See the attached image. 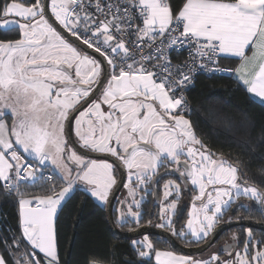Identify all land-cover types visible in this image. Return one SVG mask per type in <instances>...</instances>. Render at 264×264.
<instances>
[{"label":"snow or ice","instance_id":"1","mask_svg":"<svg viewBox=\"0 0 264 264\" xmlns=\"http://www.w3.org/2000/svg\"><path fill=\"white\" fill-rule=\"evenodd\" d=\"M46 8L63 29L100 53L104 63L70 43L49 22ZM13 30L17 39L0 40V181L8 194L16 189L21 227L13 245L5 241L13 264H59L55 217L73 185L83 182L92 197L106 202L117 184L112 163L70 147L65 125L73 115L80 147L109 154L127 170L124 187L137 209L132 211L129 204L127 215L137 223L141 212L136 192L154 181L161 168L164 175L175 171L185 187L196 189L186 225L176 231L172 216L181 183L169 179L163 185L158 227L167 226L181 239L190 235L197 243L206 240L240 196L264 209V191L246 181L241 184L238 167L202 144L183 115V97L174 95L191 81L198 61L200 68H208L223 55L240 63L234 70H209L234 72L264 103V0H185L177 13L168 0H5L0 31ZM184 47L190 50L189 61L174 67L168 53ZM95 92L99 95L88 103ZM28 156L40 166L50 161L65 186L57 191L53 184L43 194L21 191V182L35 186L50 178ZM173 195L176 199L169 203ZM118 220L126 222L125 214ZM246 233L234 258L229 252L223 261L216 254L196 260L155 250L156 264H264V241L254 240L250 230ZM232 241L225 251L239 248L237 234ZM133 243L147 250L138 252L141 257L154 250L147 235ZM0 264H7L2 255Z\"/></svg>","mask_w":264,"mask_h":264},{"label":"trees","instance_id":"2","mask_svg":"<svg viewBox=\"0 0 264 264\" xmlns=\"http://www.w3.org/2000/svg\"><path fill=\"white\" fill-rule=\"evenodd\" d=\"M30 2L35 3V0ZM168 2L176 13L184 0ZM4 3L5 0H0V8ZM17 38L15 30L0 31V40ZM186 94L190 112H183V115L190 121L196 137L210 152L222 155L236 165L243 180L264 191V103L253 98L232 76L198 74ZM27 158L33 161L31 156ZM49 167L45 166L46 169ZM50 171L54 175L52 180L40 179L35 186L22 184L20 190L28 194H43V190L53 184L57 190L60 189L63 185L61 176ZM18 199L16 189L8 194L0 181V255L7 264H13V258L5 241L7 245H13L12 238L21 236ZM150 201L144 200L142 207L153 209ZM112 212L116 225L122 228L124 222L117 219L114 203ZM55 234L59 264H90L92 260L103 264H154V250L141 257L138 252L142 248L134 245L135 238L113 236L105 204L98 203L77 186L57 210ZM24 247L22 242L21 250ZM157 247L173 249L168 241L154 245V249Z\"/></svg>","mask_w":264,"mask_h":264},{"label":"flooded vegetation","instance_id":"3","mask_svg":"<svg viewBox=\"0 0 264 264\" xmlns=\"http://www.w3.org/2000/svg\"><path fill=\"white\" fill-rule=\"evenodd\" d=\"M165 169L162 168L160 170V175L157 176L154 181L150 182L146 186L149 187V189L145 187H141L139 190V194H136V196L141 195V201H140V209L139 211L141 212V217L139 219V222L137 223L136 218H126V222H124V226L121 225L122 230H130L133 228H136L138 226H143V225H149L153 226L158 229H162L165 232L169 233L171 236H173L180 244L184 246H189L193 244H199L204 240H201L199 243L194 241L190 235L185 238L181 239L178 236H175L172 234V231L166 226V227H158V225L161 223L160 220V211H159V201L163 200V185L165 181L171 179L175 180L178 183H181L182 191L179 194V202L181 199V196L184 194H190L194 192L195 190L187 185L186 187L184 186L183 182H181L178 178V174L175 173H169L168 175H164ZM173 174V175H170ZM239 181L241 183H244L245 180L242 178H239ZM248 183V182H247ZM249 184V183H248ZM149 197V198H148ZM150 199L151 201V207L153 209H148L145 207H142V203L144 200ZM172 199H176V196L173 195L171 198H169V203L171 202ZM178 202V203H179ZM116 203V199L114 200V204ZM241 205H244L243 207ZM187 204H183L179 210H175L174 216L172 217V227L176 229V231H180L185 225V219L187 215ZM136 208V207H135ZM238 220H249L253 222H260L264 224V209H261V207L258 205L257 202L252 201L250 198H246L244 196H240L238 201L236 203H233L223 214V217L221 220L217 223H223V222H233V221H238ZM116 222H118L116 220ZM121 222V221H120ZM150 222V223H149ZM119 224V222H118ZM186 230V229H185ZM246 230H250L253 233V239L257 241H264V229L254 227V226H249L246 225L245 223L243 224H232V225H225L222 226L219 229V235L216 238V240L211 244L215 246L216 253L219 255L221 261L225 258V256L229 255V252H232V254L235 253L236 250H240L243 248V241L246 236ZM235 233L237 234L238 237V242H239V248L238 249H233L229 248L228 251L224 250V245L227 243L231 245L233 243L232 241V234ZM147 235L153 245H160L162 242L168 241L167 237L162 234H152V233H146L143 235H140L141 239ZM138 237H133V238H138ZM131 238V239H133ZM135 241H139L136 239ZM161 248V247H157ZM156 249V248H155ZM154 249V250H155ZM143 250V249H142ZM253 250V249H252ZM251 250V251H252ZM203 253V252H202ZM201 253V254H202ZM199 254V255H201ZM206 258V256H204ZM208 258V257H207Z\"/></svg>","mask_w":264,"mask_h":264},{"label":"water","instance_id":"4","mask_svg":"<svg viewBox=\"0 0 264 264\" xmlns=\"http://www.w3.org/2000/svg\"><path fill=\"white\" fill-rule=\"evenodd\" d=\"M46 3H49V0H46ZM45 14H46V17L49 19V22L52 23L53 26L56 27L57 30L60 31L62 33V35H64V37L68 41H70L71 43H73L74 45H76L78 47L85 49L89 55L95 57L101 63H104V57L101 56L100 53H97L94 49H88L86 45H83L81 41L77 40L76 37H73L69 32H67L65 29H63L58 24V22L55 21V18L52 16L50 9L46 8ZM98 93L99 92L93 93V95L89 99L88 103H90L91 100H93L98 95ZM86 106H87V104H84L80 108V110ZM74 117H75V115H73L70 118V120L68 122H66V125H65V137H66L67 141L69 142V144L71 145V147L80 154H83V155H86L89 157L103 158V159L109 160L117 168V172H118L117 178H116L117 184L113 186V189L111 190V192L109 194V198L105 203V210H106V214H107L108 226H109L110 231H111L113 236H115L117 238H133V237H138V236L146 234V233L162 234V235H165L167 237V240H168L170 246L175 251L183 253V254H187L190 256H193V255L196 256V255L201 254L202 252H204L206 249H208L211 246V244L218 237V235L220 233L219 229L222 226L245 223L246 225H249V226H254V227L264 229L263 223L253 222V221H249V220H238V221H233V222H223V223L217 224L215 226L214 231L209 235V237L206 240L202 241L199 244H193V245H189V246H184V245L180 244L173 236H171L169 233L165 232L164 230L158 229V228H155V227L149 226V225L138 226V227L130 229V230H122L121 228H119L116 225V223L114 221L112 208H113V203H114V200L116 198V195L118 194V192H119V190L122 187V184L124 182L125 170L121 166L120 162L115 157H112L111 155L104 154V153L88 152L87 150L82 149L80 147V145L74 139L73 133H72V125H73ZM168 172L176 173L175 171H172L171 169H168Z\"/></svg>","mask_w":264,"mask_h":264},{"label":"rangeland","instance_id":"5","mask_svg":"<svg viewBox=\"0 0 264 264\" xmlns=\"http://www.w3.org/2000/svg\"><path fill=\"white\" fill-rule=\"evenodd\" d=\"M51 2V0H49V3ZM70 42V41H69ZM71 43V42H70ZM73 44V43H72ZM76 46V45H75ZM98 95H99V93H98ZM94 99H96V97L94 98ZM91 103V102H90ZM87 107V106H86ZM86 107H84V108H86ZM106 107V106H105ZM83 108V109H84ZM83 109H81V111L83 110ZM107 110V109H106ZM177 114H180V113H177ZM76 115H78V113L76 114ZM185 117V116H184ZM185 119H187L186 117H185ZM188 120V119H187ZM74 121H75V117H74V120H73V125H72V133H73V137H74V139L76 140V142H77V138H76V136H75V133H74ZM66 138V137H65ZM67 140V139H66ZM69 143V142H68ZM79 144V143H78ZM70 145V144H69ZM70 147H71V145H70ZM72 148V147H71ZM73 149V148H72ZM77 152V151H76ZM78 153V152H77ZM79 155H83V154H80V153H78ZM84 156H86V155H84ZM87 158H91V159H99V160H106V159H103V158H95V157H89V156H86ZM30 160V159H29ZM109 163H112V162H110L109 160H107ZM113 164V163H112ZM46 165H49L50 167H49V170H52V171H56L60 176L62 175L60 172H59V170L58 169H56L55 168V166L49 161V162H47L46 163ZM114 165V164H113ZM114 167L116 168V166L114 165ZM116 170H117V168H116ZM125 170V178H124V182H123V184H122V187L120 188V190H119V192H118V194L116 195V203H115V209H116V217H117V219H118V217H120V215H121V213H123V214H125V218H132V219H134V217H131V216H128L127 215V213H128V210H129V204H132V211H137V209L135 208V205L133 204V198L129 195V189H126L125 187H124V185H125V183H128V175H127V170L126 169H124ZM117 171H116V175H117ZM73 174H75V168L73 167ZM238 176H239V174H238ZM53 177H54V175L52 174V176H51V178H49V179H44V180H52L53 179ZM239 178H241L240 176H239ZM240 182V181H239ZM2 183H3V181H2ZM241 183V182H240ZM22 184H26V183H24V182H21V184L20 185H22ZM241 184H243V183H241ZM190 187H192L195 191L194 192H192L191 194H190V196L188 195V194H184V195H182L181 196V199H180V202L178 203V207H177V209L176 210H179L180 208H181V206L183 205V204H187L188 206H187V215H186V219H185V223H184V225H186V222H187V219H188V212H189V210L191 209V205H192V198H193V196L196 194V189L194 188V186H192L191 184H188ZM249 185H251V184H249ZM62 186H65L64 185V182H63V185ZM80 187V188H82V189H84L85 191H86V185L83 183V182H80V181H77L74 185H73V188H72V190L74 189V187ZM133 187L135 186V181L133 180V185H132ZM141 187H145V188H147V189H149V187L148 186H146V185H144V186H141ZM141 189V188H140ZM140 189H138L137 190V192H136V194H139L140 192H139V190ZM71 190V191H72ZM57 191H59V189L57 190ZM163 191H164V189H163ZM86 192H88V191H86ZM111 192V191H110ZM71 193V192H70ZM89 194H90V192H88ZM141 195H138V196H135V199L136 200H138V201H141ZM94 199H96V198H94ZM97 200V199H96ZM64 201V200H63ZM62 201V202H63ZM97 201H99V200H97ZM100 202V201H99ZM123 202V203H122ZM160 203H161V201H159ZM101 204H105L106 202H100ZM160 203H159V205H160ZM58 208H59V206H58ZM159 209H160V206H159ZM58 210V209H57ZM18 211H19V204H18ZM173 216H174V214H173ZM172 216V217H173ZM127 220V219H126ZM120 221V220H119ZM20 229H21V227H20ZM135 239H138L139 241H141L142 239L140 238V237H138V238H135ZM143 251H147L146 249H143ZM214 251H216V249H215V246L214 245H212V246H210L208 249H206L201 255L204 257V256H206V257H210L212 254H216V253H214ZM252 251H255V249H253ZM233 252V251H232ZM231 252V253H232ZM217 255V254H216ZM219 256V255H218ZM235 257V253L234 254H232V258H234ZM230 257H229V255H227V256H225V258L223 259V260H225V259H229ZM222 260V261H223Z\"/></svg>","mask_w":264,"mask_h":264},{"label":"built area","instance_id":"6","mask_svg":"<svg viewBox=\"0 0 264 264\" xmlns=\"http://www.w3.org/2000/svg\"><path fill=\"white\" fill-rule=\"evenodd\" d=\"M105 2H107V0H105ZM112 2H115V0H112ZM93 3H95V0H93ZM89 11L95 12V9L94 8H90ZM189 51L190 50L187 47H184L183 49L177 48V49L170 50L168 55L170 56L171 64L175 67V66L183 65L186 62H188L189 61ZM219 57L215 58L217 60V63L215 65H209L208 68H200L198 66L199 65V61H198L197 62V66L195 68V71L192 72L191 81L189 83H187L186 85H184L183 87L179 88V90H177L174 93V95L176 97H181V96L183 97V100H184V110H183V112H190V102L188 100L186 92H187V89L193 85L196 75H198V74L217 75V76H231L232 75V71H210L209 70L210 68H213V67L219 68V69H222V70H232L231 67L222 65L219 62ZM153 63H155V61H153ZM188 70L189 69H185V71H188ZM29 162L33 163L37 168H41L42 167V170H43V173H44V177H46V178L50 177L51 178L52 173H51V171L49 169L45 168L46 164L43 165V166H40L38 164V162L34 163V162L30 161V160H29ZM2 184L5 187V189L7 190L6 185H4V183H2Z\"/></svg>","mask_w":264,"mask_h":264},{"label":"crops","instance_id":"7","mask_svg":"<svg viewBox=\"0 0 264 264\" xmlns=\"http://www.w3.org/2000/svg\"><path fill=\"white\" fill-rule=\"evenodd\" d=\"M184 2H185V0H184ZM183 2V3H184ZM183 3H182V5H183ZM182 5L180 6V8L182 7ZM180 8L178 9V11L180 10ZM177 11V12H178ZM176 12V13H177ZM248 54L249 55H251V49H249V52H248ZM219 62L222 64V65H225V66H228V67H231L232 68V70H234L235 68H236V66L240 63V61L238 60V59H236V58H231V57H226V56H223V55H221L220 57H219ZM234 79H236V81H238L245 89H246V86H244L243 84H242V82H240L239 81V79L237 78V76L234 74V72H232V75H231ZM246 91H247V89H246ZM248 92V91H247ZM249 93V92H248ZM250 94V93H249ZM253 98H256V99H258V100H260L258 97H255L253 94H250ZM107 108L105 107V110H106ZM6 119H8V122L10 123L11 122V120H10V117H7ZM10 120V121H9ZM25 155H27V154H25ZM32 162H37V161H35V160H33ZM91 195V194H90ZM94 198V197H93ZM96 200V199H95ZM97 201V200H96ZM98 203H100L99 201H97ZM101 204V203H100ZM104 204V203H103ZM155 250H161V251H172V252H174L175 254H177V255H181V256H187V257H191L192 259H196V260H199V259H204V260H207L208 258L206 257H203L202 255H196V256H190V255H187V254H183V253H180V252H177V251H175V250H173V249H169V248H156ZM155 250L153 251V257H152V259H153V263L154 264H156V260H155ZM98 264H103V263H98Z\"/></svg>","mask_w":264,"mask_h":264},{"label":"bare ground","instance_id":"8","mask_svg":"<svg viewBox=\"0 0 264 264\" xmlns=\"http://www.w3.org/2000/svg\"><path fill=\"white\" fill-rule=\"evenodd\" d=\"M34 163H36V162H34Z\"/></svg>","mask_w":264,"mask_h":264}]
</instances>
